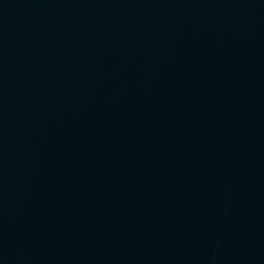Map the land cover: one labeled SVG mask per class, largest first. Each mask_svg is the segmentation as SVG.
<instances>
[{
    "label": "water",
    "instance_id": "obj_1",
    "mask_svg": "<svg viewBox=\"0 0 264 264\" xmlns=\"http://www.w3.org/2000/svg\"><path fill=\"white\" fill-rule=\"evenodd\" d=\"M0 264H264V0H0Z\"/></svg>",
    "mask_w": 264,
    "mask_h": 264
}]
</instances>
